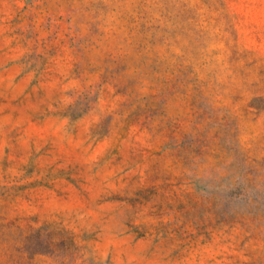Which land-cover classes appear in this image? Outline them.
<instances>
[{"label":"rangeland","instance_id":"374dc122","mask_svg":"<svg viewBox=\"0 0 264 264\" xmlns=\"http://www.w3.org/2000/svg\"><path fill=\"white\" fill-rule=\"evenodd\" d=\"M0 264H264V0H0Z\"/></svg>","mask_w":264,"mask_h":264}]
</instances>
